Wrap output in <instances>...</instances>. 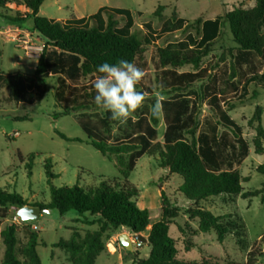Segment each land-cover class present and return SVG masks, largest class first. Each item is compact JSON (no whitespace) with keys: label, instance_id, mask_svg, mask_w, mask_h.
Listing matches in <instances>:
<instances>
[{"label":"trees","instance_id":"16d2710c","mask_svg":"<svg viewBox=\"0 0 264 264\" xmlns=\"http://www.w3.org/2000/svg\"><path fill=\"white\" fill-rule=\"evenodd\" d=\"M45 1L23 0L28 12L15 16L0 14V17L20 27L32 18L34 31L45 40L32 77L21 72H0V87L5 86L10 91L8 99L0 95V104L6 101L32 103L30 101L38 98L37 91L54 77L57 80L54 98L61 109L54 120L96 107L94 80L99 75L98 65L104 62L114 64L124 59L142 68L145 65V45L155 43L164 34L192 25L199 28L200 38L188 34L179 43L157 48L161 86L175 93L163 101L166 130L162 145L155 143L160 119L154 118L147 110L135 121L130 120L119 138L110 132L115 122L110 119V113H84L80 119V125L88 136L85 142L103 156L114 157L117 164L126 169L122 173L124 178L102 179L97 186L86 188L79 184L60 188L52 186L51 199L47 204H29L21 194L0 188V264H42L37 251L38 233L28 232L27 243L18 249V226L11 223L1 228L2 221L8 217L9 208L26 205L56 210L61 216L74 211L83 218L78 223L99 227V230L85 237L75 230L70 240L55 245L67 252L71 264H95L105 249L103 238L109 231L118 229H128L134 235L148 233L150 255L133 264H220L208 258L200 262L178 258L177 242L169 232L179 216V209L171 204L165 194H162V217L158 222H152L149 210L138 208L135 199L139 197L140 190L127 177L134 169L136 160L146 154L158 156L162 169L183 179L179 191L192 205L186 212L191 220L198 221V232H214L219 242L234 234L238 244L247 247L245 225L239 216L235 220L232 217L236 216L232 215L216 216L199 205L213 197L248 199L264 195V183L261 189L254 192H245L242 187L248 178H243L235 166L241 165L249 156L250 146L243 137L242 128L229 114L234 104H243L248 99L251 83L260 81L264 84V0H254L253 7L239 6L223 17L212 20L198 18L193 23L174 12L172 19L166 20L159 32L151 24L145 23L147 32L143 39L132 31L135 21L129 10L101 7L89 17H73L63 23L40 16ZM4 3V0H0V8L7 10ZM164 9L159 6L155 15L161 17ZM116 17L123 18V26ZM224 20L229 23L233 40L238 44L232 55L233 67L231 71L223 72L226 78L222 82L210 81L200 94H196L198 100L192 99L185 91L198 82L210 79L209 69L201 66L210 55ZM186 66H192L194 71L180 72ZM239 90L241 94L231 100L229 96L236 95ZM258 96L259 92L255 91L251 99ZM197 101H207L217 117L216 121L207 120L204 131L198 136L195 115ZM263 114L264 108L257 106L249 121L255 130L253 146L258 155L264 153ZM29 119L28 116L13 118L19 122ZM220 127L226 130L220 133ZM56 134L66 141L84 142L81 139L70 140L57 130ZM188 136L191 137L190 141ZM127 155H130L129 160L126 159ZM35 157V154H31L28 158L30 176ZM44 168L50 180L57 177L53 173L51 159L46 160ZM257 172L264 175V163L257 167ZM225 218L230 219L224 221ZM180 232H183L182 228ZM261 257H264V235L252 245L244 264H257Z\"/></svg>","mask_w":264,"mask_h":264},{"label":"rangeland","instance_id":"374dc122","mask_svg":"<svg viewBox=\"0 0 264 264\" xmlns=\"http://www.w3.org/2000/svg\"><path fill=\"white\" fill-rule=\"evenodd\" d=\"M4 2L7 10L0 8V14L3 16L28 12L23 0H4ZM254 5V0H47L40 9V16L65 23L73 17H89L101 7L126 9L131 12L135 21L132 31L143 39L147 32L145 23L151 24L159 32L163 23L172 19L174 12L189 23H193L198 18L212 20L223 17L239 6ZM159 6L165 7L161 17L155 15ZM116 19L120 21V26L124 25L123 18L116 17ZM188 34L200 38L199 28L192 25L164 34L155 43L145 45V65L141 68L145 76L137 86V90L148 92L149 98L126 124L114 122L110 128L112 136L122 137L130 120L135 121L139 116L144 115L146 110L150 112V106L154 103L157 92L161 93L164 99L175 95L174 92L166 91L161 86L157 48H166L169 44L179 43ZM44 45L45 40L34 31L32 18L27 19L20 27L0 17V72L5 74L21 72L27 77H32ZM237 47L230 25L224 20L221 34L213 43L210 55L203 60L201 66L209 69L210 79L192 85L185 94L198 100L196 94H200L206 84L210 81L222 82L226 78L223 72H229L233 67L232 55L235 54ZM189 71H194V68L186 66L180 69V72ZM56 81L54 77L48 79L46 86L37 91L38 98L30 101L32 103L6 101L0 104V188L21 194L29 204L49 203L52 186L57 188L76 184L83 188L97 186L102 179L124 178L122 173L126 172L125 168L117 164L114 157L110 159L103 156L85 142L88 136L79 122L83 114L104 115L105 111L96 106L89 111L73 113L54 120L55 115L61 112L54 98ZM255 91L259 92V96L251 99ZM248 92L249 96L245 103L234 104V108L229 109V114L242 128L243 137L250 146L249 156L235 168L243 178H248V182L242 183L244 191L254 192L261 189L264 183V175L257 172V167L264 163V153L258 155L254 152L255 130L249 125V121L257 106L264 108V84L255 81L248 87ZM239 94L241 90L229 97L234 100L233 98ZM0 95L8 99L9 89L1 86ZM195 115L198 125L197 136L204 131L207 120H217L215 112L207 101H197ZM23 116H28L30 119L22 122L13 120L14 117ZM159 119L158 139L155 143L162 145L166 130L163 112ZM262 125L264 126V114ZM56 130L70 140L81 139L84 142L63 140L56 134ZM225 130L224 127H220V133ZM188 140H191L190 136ZM31 154H35L36 157L30 176L27 163ZM129 158L130 155H127L126 159ZM47 159L52 160L53 173L57 175L53 180L46 175L44 165ZM127 179L140 190L139 197L135 199L136 204L140 209L149 210L153 223L158 222L162 217V194H165L171 204L179 209V216L169 232L170 237L177 242L179 259L200 262L203 258H208L220 264L231 262L244 264L252 245L259 242L264 235V195L248 199L213 197L199 205L216 216H236L232 217V220L239 216L246 230L245 239L248 245L244 248L238 244V238L234 234L219 242L214 232L209 234L198 232V221L191 220L186 212L192 205L179 191L183 179L162 169L159 166L158 156L146 154L138 158ZM8 211V217L2 221L1 228L14 223L12 219L15 207L9 208ZM229 219L225 218L224 221ZM78 220L83 218L74 211L61 216L58 211L51 210L50 213L43 212L38 220L14 223L18 226V249L27 243L28 232L38 233L37 251L42 264H71L67 252L55 245L60 241L70 240L75 230L82 237L99 230L97 225H84L78 223ZM34 225L38 226L39 230L34 231ZM180 228L183 232H180ZM123 234L130 236L133 242L132 251L121 244L119 238ZM140 235L147 238L148 233ZM136 236L128 229L109 231L103 238L105 249L95 264H133L137 260L148 258L151 247L148 243L139 242ZM257 264H264V257L259 258Z\"/></svg>","mask_w":264,"mask_h":264},{"label":"clouds","instance_id":"9594fccd","mask_svg":"<svg viewBox=\"0 0 264 264\" xmlns=\"http://www.w3.org/2000/svg\"><path fill=\"white\" fill-rule=\"evenodd\" d=\"M99 75L94 80V104L110 113L112 121L126 124L137 110L141 109L149 93L137 90V85L145 76L143 69L124 59L116 63L104 62L97 66ZM164 96L157 92L150 113L159 118L163 109Z\"/></svg>","mask_w":264,"mask_h":264},{"label":"water","instance_id":"95a60500","mask_svg":"<svg viewBox=\"0 0 264 264\" xmlns=\"http://www.w3.org/2000/svg\"><path fill=\"white\" fill-rule=\"evenodd\" d=\"M15 210L17 212V215L24 222L38 220L41 217V214L43 212H46V213H50L51 212V210H49V209L42 210L40 207L30 206V205H26V206H24L22 208L15 207ZM136 238L141 243H148L147 238H145V237H143L141 235H137ZM119 239H120L121 244L125 248H127L130 251L133 250V242L130 239V236L129 235L123 234V235L120 236Z\"/></svg>","mask_w":264,"mask_h":264},{"label":"built area","instance_id":"2783aa9c","mask_svg":"<svg viewBox=\"0 0 264 264\" xmlns=\"http://www.w3.org/2000/svg\"><path fill=\"white\" fill-rule=\"evenodd\" d=\"M12 221H13L14 223H25V222L22 221V219L17 215L16 210H15V214H14V216H13ZM33 230H34V231L39 230L38 226L34 225V226H33Z\"/></svg>","mask_w":264,"mask_h":264},{"label":"crops","instance_id":"0c3cea01","mask_svg":"<svg viewBox=\"0 0 264 264\" xmlns=\"http://www.w3.org/2000/svg\"><path fill=\"white\" fill-rule=\"evenodd\" d=\"M76 18H83V17H76ZM181 18V17H180ZM221 34V33H220ZM220 36V35H219ZM14 209V208H13Z\"/></svg>","mask_w":264,"mask_h":264}]
</instances>
